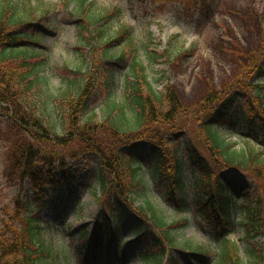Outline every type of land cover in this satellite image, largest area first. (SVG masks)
Here are the masks:
<instances>
[{"label": "trees", "instance_id": "trees-1", "mask_svg": "<svg viewBox=\"0 0 264 264\" xmlns=\"http://www.w3.org/2000/svg\"><path fill=\"white\" fill-rule=\"evenodd\" d=\"M65 4L74 5L72 14L86 22V26L80 24L81 29L89 30L94 43L103 48L102 62L116 59L126 63L136 54L137 42L128 27L122 24L117 32L113 30L112 21L121 13L120 9H95L94 0H65ZM48 12L41 0L0 3V159L12 162L13 173L6 171L5 176L10 183L21 189L32 184L33 198L41 205L44 188L48 185L56 188L57 173L52 163L61 161L64 170V159L59 158L63 154L74 156L70 148L61 147L78 140L81 154L92 167L88 157L99 159L98 182L107 212L120 223L129 212L149 223L153 242L141 256L143 264H164L167 258V264H181L170 252L174 248L192 257V262L200 253L213 264H245L240 246L228 238L234 231L237 207L233 194L236 186L225 175L228 170H235L248 176L254 185L253 194L244 198V212L240 216L248 241L245 252L253 264H264V246L254 242L258 237L264 239V146L260 149L245 140V147L237 148L231 141L236 134L231 122L238 115L239 122L259 129L264 136V58L259 60L254 77L247 83L251 96H235V85L230 82L222 92H210L198 103L186 106L171 86L162 91L155 88L147 77L146 62L136 55L128 67L121 100L110 91L104 100V120L98 122L92 107L97 95L90 76L87 82L65 78L52 102L51 96L41 89L40 65L35 60L39 54L28 43L38 36L33 30V20L42 19ZM114 41L124 45L117 57L112 53ZM148 56L150 62L160 57L153 53ZM100 68L101 64L93 69ZM233 100L237 102L232 103ZM208 104L219 105V110L196 119L197 110ZM224 113L233 116H223ZM84 128L107 133L112 144L92 140L93 135L85 134ZM144 157L152 165L150 185L140 174V159ZM22 193L15 199L14 214L15 219L23 221L14 223L26 236V243L19 242L20 233L16 237L0 236V264H46L29 248L30 243L40 244L41 231L39 219L33 217L32 204L22 199ZM134 193H143L142 205L134 206ZM155 193L176 200L175 215L192 213L194 219L204 221L218 232L213 243L208 240L215 246L186 241L179 245L165 211L154 204ZM7 216L0 218V223L10 217ZM5 221L8 226V220ZM176 222L177 219L174 225ZM220 227L227 228L225 236L219 235ZM10 247L13 251L4 252Z\"/></svg>", "mask_w": 264, "mask_h": 264}, {"label": "rangeland", "instance_id": "rangeland-1", "mask_svg": "<svg viewBox=\"0 0 264 264\" xmlns=\"http://www.w3.org/2000/svg\"><path fill=\"white\" fill-rule=\"evenodd\" d=\"M1 1L3 0L0 3ZM41 1L49 12L42 19L33 20V30L38 36L30 44L34 46V52L39 54L35 58L40 65L38 77L41 79V89L47 96H51L50 102L52 97L58 96L65 78L86 81L90 76L94 80L91 83L94 84V93L97 95L92 104L93 111L98 116L96 121L104 120L105 97L113 91L121 100L123 86L129 76L128 67L136 55H140L146 62L147 77L155 88L162 91L171 86L186 106L198 103L210 92H222L230 82L235 85L233 91L243 93L246 97L251 96L247 83L254 77L259 60L264 58V0H94L95 9H120L121 13H117L112 21L114 32L124 24L136 39L137 52L125 64L116 59L102 62L100 53L103 48L94 43L93 34L89 30L81 29L80 24L86 26V22L72 14L73 4L67 7L65 0ZM37 16H40L39 13ZM122 43L114 41L112 45V53L116 57L124 46ZM148 53L158 54L160 57L150 62ZM99 64L103 68L94 70ZM130 81L133 79L130 78ZM213 110H219V105L208 104L206 108H199L196 119ZM222 115L233 116L228 113ZM238 119L239 115L235 120ZM239 124L238 133L231 139L236 147L244 148L246 143L243 136H247L252 140V145L261 149L258 141L264 140L263 134L257 129L250 133L246 125L241 122ZM82 131L93 135L90 136L92 140L112 144L111 137L101 130L84 128ZM67 143L61 148H70L74 156L63 154L59 158L64 159L67 174L59 173L56 188L46 189L45 201L41 206L33 198L30 184H25L21 189L10 183L5 176L6 171L8 174L9 171L13 173L12 162L7 160L4 163L0 159V218L10 215L5 218L9 222L8 226L5 219L0 223V236L7 238L10 234L16 237V233H20L22 237H19V242L26 243V236L22 235L14 223L17 221L22 224L23 221L15 219L14 214L15 199L23 192L22 199L29 200L40 217L41 242L30 243L29 248L44 263L141 264L137 257L145 251L147 242L142 230H137L140 226L138 217L132 212L122 222V231L119 233L124 241L120 250L119 240L110 238L108 224L111 220L101 199L103 194L98 191L99 174H96V184L92 185L96 171L88 169L89 162L81 154L78 140ZM88 158L98 165L97 156ZM61 163L56 162L57 170ZM150 169L148 163L141 169L144 175L146 173V181L151 180ZM238 173L228 172L229 179L241 188L233 217L234 231L228 238L240 246V255L245 264H253L245 252L244 247L248 241L240 223V216L244 212L243 195H252L253 185L244 173ZM142 194H133L136 206L142 205ZM154 199L155 206L165 211L168 224L185 217L175 215L173 208L164 200L166 204L157 197ZM193 228L191 222L188 227L174 232L179 245L186 241L192 245L215 246L209 243L206 234ZM254 242L260 247L264 246L262 237L256 238ZM11 250L13 251L10 247L4 252Z\"/></svg>", "mask_w": 264, "mask_h": 264}]
</instances>
